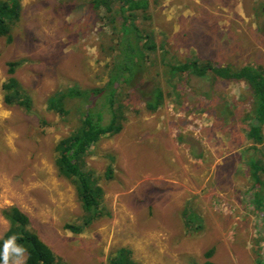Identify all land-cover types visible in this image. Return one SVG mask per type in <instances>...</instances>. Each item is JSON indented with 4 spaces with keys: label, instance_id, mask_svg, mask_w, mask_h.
<instances>
[{
    "label": "rangeland",
    "instance_id": "374dc122",
    "mask_svg": "<svg viewBox=\"0 0 264 264\" xmlns=\"http://www.w3.org/2000/svg\"><path fill=\"white\" fill-rule=\"evenodd\" d=\"M150 1L135 24L138 46L149 34L156 49L144 50V71L118 88L122 130L85 157L106 214L73 232L65 225L88 214L57 170L56 145L80 125L76 106L87 105L67 99L62 115L48 100L73 86L102 87L121 40H137L124 35L118 0L110 11L90 0H20L12 38L0 37V238L9 226L1 211L16 205L63 264H108L122 246L138 264H203L209 249L214 264H264V171L255 186L248 169L250 160L264 165V142L247 136L251 93L242 81L170 73L192 59L264 68V0ZM10 61L28 111L4 102ZM127 66L132 76L136 66ZM157 87L163 99L149 111Z\"/></svg>",
    "mask_w": 264,
    "mask_h": 264
},
{
    "label": "trees",
    "instance_id": "16d2710c",
    "mask_svg": "<svg viewBox=\"0 0 264 264\" xmlns=\"http://www.w3.org/2000/svg\"><path fill=\"white\" fill-rule=\"evenodd\" d=\"M123 3L119 6L122 11V26L124 35L132 32L135 34L136 41L124 37L121 40L119 55L108 74V81L102 87L81 89L78 86L56 92L49 97L48 109L54 110L62 115H68L71 111L67 107V99H76L79 103L86 102L87 108L83 109L81 104L76 106L77 111L83 119L72 132L62 137L56 145L57 158L55 164L60 175L71 180L76 188L77 197L80 200L84 215L81 225L67 224L65 227L73 232H79L83 227L89 225L92 221L102 216V210L99 204L103 196V187L97 183V179L92 177L89 170L84 168L85 157L90 151V147L105 134H117L123 128L125 114L119 104H115L118 88L123 83L130 84L133 77L138 76L145 66H142L143 60H146L144 50H155L156 46L149 43L150 35H143L145 40L143 46H138V41L142 35L141 30L135 24L136 12L147 10L151 6L150 0H118ZM90 6L94 9L104 7L111 10L110 0H90ZM127 12V13H126ZM20 17V0H0V37L7 40L12 38L11 29ZM132 41H135V40ZM134 45V47H133ZM137 54L133 60L132 56ZM114 57V59L116 58ZM123 60L122 66L119 64ZM128 58H130L128 60ZM127 63L136 66L132 76H127L130 67ZM8 78L3 83L2 88L5 92L4 102L6 104L14 103L15 99L18 105L23 106L25 110L30 109V98L24 92L23 87L14 76L15 62H8ZM190 74L200 78H221L224 80H234L244 82L251 93L253 106L250 109V122L248 123L247 136L255 143L264 142V68L261 65L244 64L241 66H232L230 64H221L210 59L197 60L192 59L184 63L170 65V73ZM163 99V91L157 87L152 94L151 100L145 102V108L154 111L158 108ZM118 105V106H116ZM124 114V115H123ZM107 115V118H105ZM257 121V123H254ZM253 185L262 186V180L259 171H264V165L250 160L248 164ZM110 172L106 174V177ZM3 217L8 221V229L0 238V264H9L13 259L24 256L23 264H63L55 256L52 248L30 228V218L28 214L22 211L18 206L11 205L2 209ZM106 214V213H103ZM22 246L23 252L17 251ZM213 249L205 253L206 260L203 264H214L210 260ZM108 264H138L131 258V249L129 247H119L116 254L111 257Z\"/></svg>",
    "mask_w": 264,
    "mask_h": 264
},
{
    "label": "clouds",
    "instance_id": "9594fccd",
    "mask_svg": "<svg viewBox=\"0 0 264 264\" xmlns=\"http://www.w3.org/2000/svg\"><path fill=\"white\" fill-rule=\"evenodd\" d=\"M17 251L23 252L24 249L22 248V246H20V247L17 248Z\"/></svg>",
    "mask_w": 264,
    "mask_h": 264
},
{
    "label": "water",
    "instance_id": "95a60500",
    "mask_svg": "<svg viewBox=\"0 0 264 264\" xmlns=\"http://www.w3.org/2000/svg\"><path fill=\"white\" fill-rule=\"evenodd\" d=\"M254 123H257V121H254Z\"/></svg>",
    "mask_w": 264,
    "mask_h": 264
},
{
    "label": "flooded vegetation",
    "instance_id": "af4514ba",
    "mask_svg": "<svg viewBox=\"0 0 264 264\" xmlns=\"http://www.w3.org/2000/svg\"><path fill=\"white\" fill-rule=\"evenodd\" d=\"M147 57V55H145Z\"/></svg>",
    "mask_w": 264,
    "mask_h": 264
}]
</instances>
